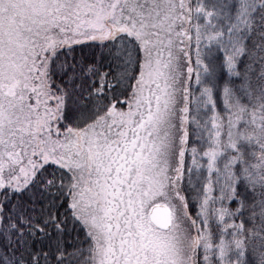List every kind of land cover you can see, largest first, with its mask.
<instances>
[{"label":"snow or ice","instance_id":"1","mask_svg":"<svg viewBox=\"0 0 264 264\" xmlns=\"http://www.w3.org/2000/svg\"><path fill=\"white\" fill-rule=\"evenodd\" d=\"M0 264H264V0H0Z\"/></svg>","mask_w":264,"mask_h":264}]
</instances>
